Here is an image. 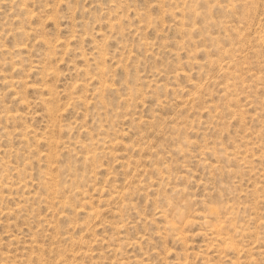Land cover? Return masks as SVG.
Here are the masks:
<instances>
[{
  "label": "rangeland",
  "instance_id": "rangeland-1",
  "mask_svg": "<svg viewBox=\"0 0 264 264\" xmlns=\"http://www.w3.org/2000/svg\"><path fill=\"white\" fill-rule=\"evenodd\" d=\"M0 264H264V0H0Z\"/></svg>",
  "mask_w": 264,
  "mask_h": 264
}]
</instances>
